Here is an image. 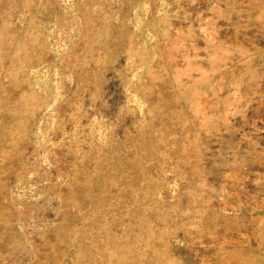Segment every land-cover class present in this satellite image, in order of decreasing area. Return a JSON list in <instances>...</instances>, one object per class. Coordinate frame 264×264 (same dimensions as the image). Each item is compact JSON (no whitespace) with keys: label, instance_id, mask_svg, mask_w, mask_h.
<instances>
[{"label":"rangeland","instance_id":"374dc122","mask_svg":"<svg viewBox=\"0 0 264 264\" xmlns=\"http://www.w3.org/2000/svg\"><path fill=\"white\" fill-rule=\"evenodd\" d=\"M0 264H264V0H0Z\"/></svg>","mask_w":264,"mask_h":264}]
</instances>
